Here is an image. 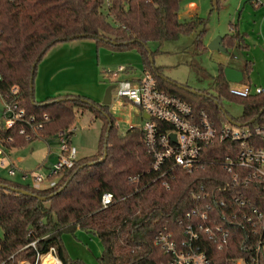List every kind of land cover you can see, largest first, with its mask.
I'll list each match as a JSON object with an SVG mask.
<instances>
[{
	"label": "trees",
	"instance_id": "1",
	"mask_svg": "<svg viewBox=\"0 0 264 264\" xmlns=\"http://www.w3.org/2000/svg\"><path fill=\"white\" fill-rule=\"evenodd\" d=\"M179 12L180 0H0V93L11 99L10 89L17 85L16 99L26 114L49 116L38 134L28 139L18 132L19 122L6 127L0 115V144L6 149L35 138H52L59 130L71 127L85 111L102 122L96 150L77 156L71 167L54 175V185L35 188L0 176V264H18L20 259L34 264L38 254L51 246L63 264H87L69 258L62 242V233L77 229L99 238L100 264H159L167 254L155 245L154 233L163 225L175 227L176 219L194 205L191 185L210 178L208 172L189 174L176 167L169 187L159 179L150 181L151 159L145 152L142 131L133 124L120 132L108 104L78 93L36 99L37 62L56 42L92 38L97 47L135 49L141 67L160 88L190 102L195 109H204L216 124L227 117L239 123H264V91L247 96L231 94L224 76V65L229 64L217 63L212 91L194 92L163 76L162 65L150 62L149 51L153 57L154 50L147 47L153 41L159 47L164 41L195 33L194 49L201 53L207 48L206 19L195 15L182 19ZM236 27L231 25L230 32L222 36L225 51L246 47L244 34ZM250 65L247 59L240 65L244 82H249ZM224 97L241 102L239 116H231L222 107ZM72 134L70 130L69 139ZM9 136L12 140L7 141ZM133 176L136 179H131ZM260 189L250 196L264 208V191ZM104 191L113 196V202L105 207L100 200Z\"/></svg>",
	"mask_w": 264,
	"mask_h": 264
},
{
	"label": "built area",
	"instance_id": "2",
	"mask_svg": "<svg viewBox=\"0 0 264 264\" xmlns=\"http://www.w3.org/2000/svg\"><path fill=\"white\" fill-rule=\"evenodd\" d=\"M126 70L130 67L120 64L104 69L103 76L114 84L116 96L139 108L141 124L136 126L151 159L150 181L159 179L169 187L176 167L189 174L211 173L204 182L191 185L194 205L176 219L175 227L163 225L154 233L155 245L167 254L159 264H264V208L250 196L259 188L264 191V123H239L227 117L218 125L204 109H195L190 102L160 88L148 71L142 69L140 74L124 78L121 75ZM228 83L229 92L236 96L264 91L242 80ZM17 89V85L11 87V99L0 93V115L6 127L19 122L18 132L30 139L49 116L26 114L16 99ZM70 130L56 133L59 154L46 174L30 175L32 187L54 185L56 179L49 176L74 164L77 149L68 137ZM10 140L12 136L7 137ZM4 150L0 144L2 163ZM15 168L9 164L8 174L13 175ZM26 177L27 173L22 174ZM100 200L103 207L108 206L113 202L112 193L104 191ZM44 254L63 264L53 246L38 254L34 264H40Z\"/></svg>",
	"mask_w": 264,
	"mask_h": 264
},
{
	"label": "rangeland",
	"instance_id": "3",
	"mask_svg": "<svg viewBox=\"0 0 264 264\" xmlns=\"http://www.w3.org/2000/svg\"><path fill=\"white\" fill-rule=\"evenodd\" d=\"M263 9L264 0H180L179 13L182 14V16L180 15L182 19L187 20L193 15L206 19L205 38L221 37L230 32V26L233 24L237 26L236 29L241 33L244 31L249 34L250 31V36H246V34L244 36L246 45L243 48L244 52L228 47L227 51L206 48L199 53L193 46L195 33H191L181 35L175 40L164 41L159 47L156 41L150 42L148 46L151 50H154L153 62L156 65H162L161 72L163 76L176 83L190 87L193 90L207 89L212 91L210 83L212 82V76L217 72V63L225 60L226 56L227 62L232 63L235 61V56L240 55L242 52L251 63L248 75L249 83L253 84V86L259 85L264 88V18L260 16ZM109 21L112 22L110 17ZM255 29L256 31L253 32ZM89 51L92 52V48ZM110 55L112 54L109 52L104 57L96 54V50H94L92 59H95L94 63L100 69L102 67V69L116 68L120 64L128 65L130 67L129 73L121 75L124 78L136 76L143 69L141 67L140 54L135 49L121 50L117 52V57H111L115 59L113 63L105 64V62L110 60ZM230 65L235 68L241 67V63ZM100 76L104 93L109 80L103 74ZM103 93L100 98L94 99L101 101ZM108 105L109 110L116 119L117 128L120 132L125 131L130 124H141L139 108L126 99L116 96L114 90L112 91V100ZM221 105L231 116L240 115L241 102L224 97L221 99ZM101 125V119L94 117L90 111L78 114L71 126H75L71 142L79 149V155L90 154L96 150ZM56 143V138L48 142L38 138L28 141L23 146L16 145L20 147H16L14 154H12V159L16 162V158H13V156L22 155L24 161L17 162L18 166L21 165L22 168L26 169L36 168L35 165L41 160V156L43 157L47 153V147H53ZM48 160L55 161L52 159V155ZM40 171H44V169ZM0 176L11 177L2 165H0ZM49 177L56 179L57 176L52 175ZM0 233L2 234L1 227ZM62 242L69 258H79L87 264H100L97 257L102 251V244L92 232L82 229H77L74 233L64 232L62 233ZM22 262L28 263L29 261L20 259L18 264Z\"/></svg>",
	"mask_w": 264,
	"mask_h": 264
},
{
	"label": "crops",
	"instance_id": "4",
	"mask_svg": "<svg viewBox=\"0 0 264 264\" xmlns=\"http://www.w3.org/2000/svg\"><path fill=\"white\" fill-rule=\"evenodd\" d=\"M180 15L182 16V14ZM260 16L264 18V9ZM254 31H256V29L253 30V32ZM250 33V31L249 34L243 31L244 36L245 34L246 36H250ZM211 39V37L205 38V43L209 42ZM91 48L92 52L89 51ZM94 50H96V54L101 56L103 55L104 57L107 56L109 52L112 54L110 55V60H108V62H105V64L113 63L115 59L111 57H117V52H120L111 50L106 46L97 47L95 41L90 38H74L62 42L59 41L53 44L37 62L34 77V96L38 100H41L48 96H54L58 94L78 93L87 95L89 97H92L93 99H98V97L100 98L102 96L104 88L100 76L102 74L101 69L103 67L100 69L98 65L94 63L95 59H92ZM238 50H242L244 52V49ZM244 59H246L244 53L242 54L241 52L240 55L235 56V61H233L232 63L227 62V56L225 60L219 61L218 63L239 64L243 63ZM236 69H241V67ZM71 130L74 133L75 126L71 127ZM53 138L56 137L54 136L52 138L43 140L48 142ZM71 139L72 138H70V141ZM20 146L7 147L4 151L1 152V158L4 160V163H2L0 160V165L4 166L6 168V171L9 164L13 163L15 165V173L13 175H8L12 177H9L10 179L19 182L29 183L30 175L34 172L46 174L49 166L52 163V161H49L48 158H50V156L52 155V159L55 160L59 154L58 143H56V145L53 147L49 146L47 147V153L43 157L41 156V160L38 161L35 165L36 168L26 169L22 168L21 165L18 166L16 164L17 162L24 161V157L22 155L18 154L13 156V158H16V162L14 159H12V154H14L13 152H15L16 147ZM76 149L77 156H83L87 154L84 153L82 155H79V149L77 147ZM43 169L44 171H40ZM24 173H27V177L25 179L22 178V174Z\"/></svg>",
	"mask_w": 264,
	"mask_h": 264
},
{
	"label": "water",
	"instance_id": "5",
	"mask_svg": "<svg viewBox=\"0 0 264 264\" xmlns=\"http://www.w3.org/2000/svg\"><path fill=\"white\" fill-rule=\"evenodd\" d=\"M221 39L222 37L220 36H217L216 38H213L211 39L209 42H207L206 46L208 49H216V50H226L225 47L223 46V44L221 43ZM147 50L149 51V47H147ZM149 60L151 63H153V57L151 55V52L149 51ZM39 59V56L36 57L35 61L33 62V66L36 64V62L38 61ZM224 76H225V79L227 81H231V82H239L240 80L243 79V72L241 69H236L232 66H229V65H224ZM176 83V82H175ZM32 84V82H31ZM177 85L185 88V89H189L191 91H194V92H197V90H193L191 89L190 87H185L184 85L182 84H179V83H176ZM114 87V84L113 83H109L106 87H105V90H104V93H103V97H102V100H101V103L103 104H109L111 102V99H112V88ZM144 116H148L146 113L143 114ZM229 119H231L230 117H228ZM233 122H235L233 119H231ZM253 121V119L251 120ZM1 184V183H0ZM4 186H7L6 184H4ZM12 188H15V187H12ZM16 190L18 191H21V192H24V193H29L28 190L26 189H22V188H15ZM41 199H46L45 196H42L40 197Z\"/></svg>",
	"mask_w": 264,
	"mask_h": 264
},
{
	"label": "bare ground",
	"instance_id": "6",
	"mask_svg": "<svg viewBox=\"0 0 264 264\" xmlns=\"http://www.w3.org/2000/svg\"><path fill=\"white\" fill-rule=\"evenodd\" d=\"M50 257L51 258H48V259L42 258V261L40 264H60L58 259H55L54 257H52V255Z\"/></svg>",
	"mask_w": 264,
	"mask_h": 264
}]
</instances>
